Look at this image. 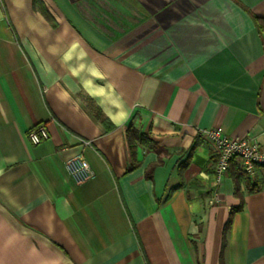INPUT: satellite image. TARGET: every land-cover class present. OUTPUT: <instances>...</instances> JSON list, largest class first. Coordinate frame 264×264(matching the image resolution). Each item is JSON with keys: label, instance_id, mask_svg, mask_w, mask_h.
Here are the masks:
<instances>
[{"label": "crops", "instance_id": "obj_1", "mask_svg": "<svg viewBox=\"0 0 264 264\" xmlns=\"http://www.w3.org/2000/svg\"><path fill=\"white\" fill-rule=\"evenodd\" d=\"M256 17L264 0H0V264H264V167L215 185L202 133L264 146ZM129 124L156 148L131 151Z\"/></svg>", "mask_w": 264, "mask_h": 264}, {"label": "built area", "instance_id": "obj_2", "mask_svg": "<svg viewBox=\"0 0 264 264\" xmlns=\"http://www.w3.org/2000/svg\"><path fill=\"white\" fill-rule=\"evenodd\" d=\"M208 140L211 151L216 155L214 169V184L222 182L228 172L233 158L239 160V169L248 176L253 175L255 167H264V146H260L253 138H228L221 127H210L202 131ZM48 137L47 130L42 125L30 129L27 138L32 144H38ZM83 146L89 142L81 140ZM68 172L76 184H81L91 178L89 164L82 156H75L66 162Z\"/></svg>", "mask_w": 264, "mask_h": 264}, {"label": "trees", "instance_id": "obj_3", "mask_svg": "<svg viewBox=\"0 0 264 264\" xmlns=\"http://www.w3.org/2000/svg\"><path fill=\"white\" fill-rule=\"evenodd\" d=\"M43 14L47 18L49 17L47 11L43 10ZM255 23H256V25H257V27H258V29L260 31H264V18L256 17L255 18ZM126 138H127V143L129 145V148L131 149V151L134 150L136 145H142L146 149H154V148H156V144L154 142L149 140L145 136L144 133H142L141 131H139L136 128L132 127L130 124L128 125V127L126 129ZM257 167H260V166H256L255 168H257ZM229 170H232L231 176H232L233 180L235 181V183H238L239 181H244L246 183V186L248 187L249 176L244 171L240 170L237 167L236 158H233L231 160V162L229 164L228 171ZM251 191H253V189H251ZM236 194H239V193L236 191ZM233 212H234V209H232L230 211L226 227L228 226V224L230 222V219L232 217Z\"/></svg>", "mask_w": 264, "mask_h": 264}]
</instances>
